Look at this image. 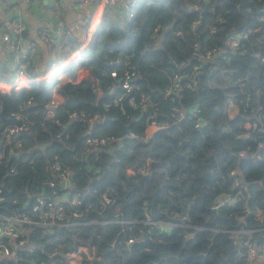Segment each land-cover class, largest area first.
Masks as SVG:
<instances>
[{"label":"trees","instance_id":"trees-1","mask_svg":"<svg viewBox=\"0 0 264 264\" xmlns=\"http://www.w3.org/2000/svg\"><path fill=\"white\" fill-rule=\"evenodd\" d=\"M263 9L264 0H136L133 16L121 9L120 20L107 6L80 50L81 41H69L76 62L48 81L0 90V140L9 126L28 127L0 148V216L30 218L37 196L63 193L49 186L55 157L70 170L69 196L80 200L78 218L63 205L65 220L78 224L28 226L27 248L0 264H66L79 247L93 251V264H243L248 243L264 244ZM214 48L222 53L212 62L199 57ZM78 67L89 74L60 80ZM128 69L137 77L125 95ZM8 73L0 67V81ZM175 75L191 78L165 97ZM54 92L60 102L47 117ZM140 95L150 99L146 111ZM89 135L113 140L88 148ZM224 196L235 201L212 210ZM145 214L161 224L148 225Z\"/></svg>","mask_w":264,"mask_h":264},{"label":"built area","instance_id":"built-area-1","mask_svg":"<svg viewBox=\"0 0 264 264\" xmlns=\"http://www.w3.org/2000/svg\"><path fill=\"white\" fill-rule=\"evenodd\" d=\"M30 0H26V2H29ZM71 4L75 5L83 14V16L74 22V27L76 29H81L82 27H85L89 24L91 20V12L86 9V5L90 0H68ZM101 4L105 7L111 6L115 7L118 6L120 2H123L124 8L126 9V13L128 14V17H132V8L135 7L136 0H100ZM94 29H90V31L87 33V36L84 41H82L81 46L79 50L89 41L91 36V31ZM22 32V25L19 22L17 18H14L12 20V35L14 36H20ZM235 35V34H234ZM243 37H246V34L242 35ZM3 40L7 43L11 44L10 35L4 34ZM41 40L47 43H51L54 45L55 48H60L59 43L55 41L53 38H51L47 31H43L41 35ZM238 45V40L236 36L228 38L226 41V46L230 49L235 48ZM12 49L13 46L11 45ZM222 51L220 49H211L204 51L203 54H200L199 57L206 62H212L215 57H219L221 55ZM13 56L16 59L20 60V56L16 51V48L14 47ZM14 58V59H15ZM197 69V67H195ZM16 77L11 81H0V90L1 91H10L12 88H18L22 86H29L31 82H35L37 80L34 79L33 81L28 78L24 68L22 65L19 64L17 70H16ZM52 73V72H50ZM110 75L112 77L116 76L115 71L111 72ZM137 77V74L134 70L128 69L126 70L121 78L120 86L122 90H124L125 95L129 93L132 89L133 82L135 78ZM184 78L190 79L191 76L188 75L186 77L184 76H178L175 75L172 79L171 83L164 89L163 95L165 97H171L178 95L181 90L183 89V85L181 83V80ZM186 87H190L191 83H186ZM122 96L118 97V100L120 101ZM60 100L56 97H53L48 102V110H47V117H50L54 114V109L59 105ZM138 107L141 110H147L150 106V99L146 95H140L138 103ZM196 110V111H195ZM194 112L192 113V116H196L197 108H195ZM71 118H76L77 114L75 112H72L69 114ZM183 116L181 112H179L178 117ZM14 118L18 119V117L13 116ZM86 121V119H84ZM91 123V121H87ZM200 125V122L197 121L195 127H198ZM150 128L157 129L156 124L152 121L149 123ZM161 127H165L162 125ZM28 131V127L23 123H19L18 125H13L7 127L3 132V137L5 138V142L3 143L0 140V148H3L6 144L9 143L10 138H17L20 134H23ZM112 138L109 137H102V136H91L89 135L86 140L85 144L88 148H101L105 145H107L110 141H112ZM21 145L19 142L14 143L13 148H19ZM3 154V150H0V157ZM12 155V148L9 151V155ZM49 170L51 172L52 177L54 178L53 181L49 183V186L57 187L61 191H63L62 194L56 196L53 199H46L43 196H37L35 198V203L31 207L30 213L31 217H27L25 215H12V216H0V261L3 259H10L15 255V250L21 249V248H27V235H28V226H40L43 228H50L54 226H62L66 228H70L78 223L72 222L70 220H65L64 215V204H68L72 208L71 215L73 218H78L80 216V213L77 212L76 207L80 205V200L76 197H70L69 196V190H70V170L66 167H64L59 160L55 157L53 162H51L49 166ZM14 168L10 169V172H13ZM237 183V181H235ZM1 193V191H0ZM241 195V192L236 193L234 196ZM231 196H224L221 197L217 202H215L212 206V210H217V208L221 205H224L226 203H233L235 201V197ZM3 201V198L0 197V203ZM102 201L105 204H110L111 199L110 197L103 195ZM146 222L150 226H155L156 224H161L160 222H154L150 221L148 214H145ZM184 218V217H183ZM133 242L132 239L127 240V244H131ZM248 251L246 260L243 264H264V244L262 245H252L248 243ZM81 248V247H79ZM78 248V249H79ZM84 248V247H83ZM75 251L79 254V251ZM86 249V248H85ZM75 252L67 253L66 257L69 259L70 257L75 256ZM90 256L92 258L94 257L93 251H90ZM90 256H87L91 259ZM79 264H86L85 261L82 263L81 259L79 261ZM35 264V263H33ZM43 264V263H40ZM70 264V262H69ZM75 264V263H71ZM93 264V263H89Z\"/></svg>","mask_w":264,"mask_h":264},{"label":"crops","instance_id":"crops-1","mask_svg":"<svg viewBox=\"0 0 264 264\" xmlns=\"http://www.w3.org/2000/svg\"><path fill=\"white\" fill-rule=\"evenodd\" d=\"M123 4L120 2L118 6H115V9L119 10L117 13L120 20L124 16L120 15V10L125 9ZM86 9L91 12V20L87 26L76 29L74 22L79 20L83 14L68 0H30L29 2L26 0H0V67L9 71L6 74L9 79L12 76L9 81L13 80V74L14 78L16 77L17 73L15 72L19 66L16 68L19 59H16L12 54L14 47L20 56L19 64L23 66L28 78L32 81L37 78L35 82L48 81L71 60L76 62L79 58V50L68 55L67 51L72 46L69 41L76 40L74 45L80 41L82 43L87 33L94 27L91 31L93 33L100 22L105 6L101 4L100 0H90ZM98 12L99 16H97ZM14 18H17L22 25L20 36L12 35V20ZM45 30L51 38L59 43L60 48H55L51 43L41 40L42 32ZM4 34L10 35L11 44L3 40ZM12 56L15 58L14 60H12ZM16 61L18 62L16 63ZM88 74L86 68L78 67L72 75H60V80L68 79L75 82L85 78ZM53 95L60 100L56 92ZM154 130V128L148 127L145 140L151 138ZM81 250L84 252L87 249L81 247L78 250L79 253Z\"/></svg>","mask_w":264,"mask_h":264},{"label":"rangeland","instance_id":"rangeland-1","mask_svg":"<svg viewBox=\"0 0 264 264\" xmlns=\"http://www.w3.org/2000/svg\"><path fill=\"white\" fill-rule=\"evenodd\" d=\"M63 78H65L64 76H63ZM214 84L215 85H221V84H224V83H221V82H214ZM55 97V96H54ZM78 250H80V248L78 249ZM76 253V252H75ZM90 252L88 251V250H86V251H80V253L78 254V253H76L75 254V256L74 257H70L69 259L66 257V259H65V262H66V264H69V262H70V264L71 263H75V264H79L80 262V259H81V262L83 263L84 261H85V263L86 264H89V263H92V260H93V258H92V256H90ZM87 256H90L91 257V259L90 258H88Z\"/></svg>","mask_w":264,"mask_h":264},{"label":"water","instance_id":"water-1","mask_svg":"<svg viewBox=\"0 0 264 264\" xmlns=\"http://www.w3.org/2000/svg\"><path fill=\"white\" fill-rule=\"evenodd\" d=\"M260 13H264V9L263 10H261L260 11ZM216 62L218 63V60H216ZM10 120H13V121H15V122H17V123H19L17 120H15L14 118H11Z\"/></svg>","mask_w":264,"mask_h":264},{"label":"clouds","instance_id":"clouds-1","mask_svg":"<svg viewBox=\"0 0 264 264\" xmlns=\"http://www.w3.org/2000/svg\"><path fill=\"white\" fill-rule=\"evenodd\" d=\"M99 15H100V13L98 12V13H97V16H99Z\"/></svg>","mask_w":264,"mask_h":264}]
</instances>
